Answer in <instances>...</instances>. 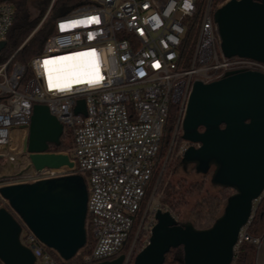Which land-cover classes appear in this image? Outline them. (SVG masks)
Segmentation results:
<instances>
[{"label": "built area", "instance_id": "1", "mask_svg": "<svg viewBox=\"0 0 264 264\" xmlns=\"http://www.w3.org/2000/svg\"><path fill=\"white\" fill-rule=\"evenodd\" d=\"M225 2L92 0L56 18L42 54L31 60L32 77L25 80V65L12 64L14 54L4 60L0 56V168H7L0 171V186L66 174L35 169L25 149L34 105H47L64 131L72 132L73 150L66 151L75 163L71 172L82 174L87 183L86 227L92 245L80 264L117 257L138 219L137 234L141 229L151 232L153 226H147L145 219L149 206L143 212L142 207L172 109L176 108L177 118L170 146L182 132L193 83L212 82L237 70L264 73L260 60L223 53L214 13ZM14 17L12 3L0 2V41L6 40ZM91 17H97L99 23L61 30L62 24ZM193 25L198 26L197 39L189 57L185 45ZM91 50L97 53L103 76L99 84H78L64 91L49 89L43 61ZM80 99L85 100L86 113L75 111ZM184 141L181 156L190 145ZM48 151L56 152L51 145ZM261 197L254 202V209ZM0 199V206L10 208L6 199ZM15 216L22 226L20 240L32 249L36 264H62L58 252ZM251 218L240 232L235 251L243 241L257 247L263 243L264 235L253 237L248 232ZM132 251L125 253V264L131 263Z\"/></svg>", "mask_w": 264, "mask_h": 264}, {"label": "water", "instance_id": "2", "mask_svg": "<svg viewBox=\"0 0 264 264\" xmlns=\"http://www.w3.org/2000/svg\"><path fill=\"white\" fill-rule=\"evenodd\" d=\"M226 56L264 62V0H228L214 13ZM7 41H0V52ZM76 113H86L80 99ZM64 126L45 104H35L25 149L35 169L66 174L34 182L0 186L10 208L0 206V260L3 264H36L31 248L20 240L17 214L35 235L64 260L87 242L88 188L85 177L72 173L68 153L50 152L60 145ZM182 138L190 142L183 163L196 171L212 170L211 183L234 190L223 213L205 228L179 223L169 210L157 208L148 243L132 264H163L171 248L183 246L184 264H231L242 228L254 202L264 192V73L237 70L212 82L196 80L182 122ZM1 202V199H0ZM119 254L94 264H125Z\"/></svg>", "mask_w": 264, "mask_h": 264}, {"label": "trees", "instance_id": "3", "mask_svg": "<svg viewBox=\"0 0 264 264\" xmlns=\"http://www.w3.org/2000/svg\"><path fill=\"white\" fill-rule=\"evenodd\" d=\"M91 1L56 0L47 14L52 0H0V2L12 3L15 9L14 22L6 36L7 43L0 52L1 60L14 54L12 64L18 61L25 65V80L32 77L31 60L33 57L42 54L47 37L54 31L56 18ZM220 1L225 2L226 0ZM41 21L42 23H40ZM197 29L198 26L193 25L188 31L185 53L189 57L194 51ZM176 118V108L173 107L169 118L167 135L159 152L158 161L163 156L166 146L169 145ZM62 136L64 138L72 137L73 139L72 132L69 129H66ZM179 141H183L182 136H180ZM51 147L60 150L62 148L67 149L71 145L66 144L65 140L61 139L60 145L52 144ZM210 175V173L200 174L196 171L194 164L185 165L181 155H173L167 165V171L163 174L160 207L171 211L179 223L190 221L196 227H202L199 224L202 223L204 218L208 217L214 221L223 213L229 194L225 193L227 188L212 184ZM216 189L218 191L214 192ZM255 205L248 232L253 237H262L264 235V192L259 202ZM86 228L87 242L85 246L72 259H61L63 264H80L84 254L90 250L92 236L90 229ZM124 248L120 254L125 253ZM257 255L258 248L256 244L250 241H243L239 245L238 250L235 251L231 264H257ZM0 264H3L1 260ZM163 264H184L183 246L171 248L166 254Z\"/></svg>", "mask_w": 264, "mask_h": 264}, {"label": "rangeland", "instance_id": "4", "mask_svg": "<svg viewBox=\"0 0 264 264\" xmlns=\"http://www.w3.org/2000/svg\"><path fill=\"white\" fill-rule=\"evenodd\" d=\"M72 10H74V9H72ZM170 125H171V123H170ZM172 133H173V131H172ZM181 135H182V132L179 134V136L175 140H173V142L171 140L172 145L170 146V144H169L168 146H166L163 156L161 158H159L158 165H157L155 174L153 176V180H152L151 185L148 189V197L146 198V200L143 204V207H142V212H143L146 209V207L149 206L148 212L146 215L147 218L145 217L146 222H147V226H149V225L153 226L156 223L155 211L157 208H161L160 207V196H161V184L163 181V174H165V172L167 171V165L170 163L171 157L173 155L178 156L180 153V149L185 144L184 139L182 142L179 141V138ZM61 139L65 140L66 144L71 145V147H68L67 149L62 148L60 150L52 148V150H54L56 152H64V153H66V151H68V149L70 151H72L73 150V139H72V137H65L64 138V136H62ZM171 139H172V137H171ZM5 169H7V168H0V171L6 172L7 170H5ZM210 179H211V175H210ZM215 191H218V189L214 190V192ZM233 192H234V190L231 188H227L225 190V193L229 194V195L232 194ZM140 217L141 216H139V218ZM212 222H214V221H212L211 218L206 217L203 219L202 223L199 224L202 227H199V226L198 227L199 228L208 227V226H210V224H212ZM139 223H140V219L137 220V223L133 229L132 235L128 239L126 246L124 248L125 253H128L132 248L133 256H132L131 262H133L135 255L148 243L150 233H151L148 230L141 229L139 234H137ZM136 234H137V236H136ZM257 248H258L257 263L258 264H264V240H263L262 245L260 247H257ZM60 262L62 263L63 261L60 259Z\"/></svg>", "mask_w": 264, "mask_h": 264}, {"label": "snow or ice", "instance_id": "5", "mask_svg": "<svg viewBox=\"0 0 264 264\" xmlns=\"http://www.w3.org/2000/svg\"><path fill=\"white\" fill-rule=\"evenodd\" d=\"M84 23H99V19L91 17L87 21H72L68 25L62 24L61 30ZM96 57V51L91 50L72 56L43 61L42 67L48 76L49 89L64 91L70 89L73 85L84 83L89 85L99 84L103 80V76L100 74ZM53 65H59L60 67H52Z\"/></svg>", "mask_w": 264, "mask_h": 264}, {"label": "bare ground", "instance_id": "6", "mask_svg": "<svg viewBox=\"0 0 264 264\" xmlns=\"http://www.w3.org/2000/svg\"><path fill=\"white\" fill-rule=\"evenodd\" d=\"M72 55H75V54H71V55H66V56H72ZM64 57V56H63ZM55 67H60L59 65H55Z\"/></svg>", "mask_w": 264, "mask_h": 264}, {"label": "flooded vegetation", "instance_id": "7", "mask_svg": "<svg viewBox=\"0 0 264 264\" xmlns=\"http://www.w3.org/2000/svg\"><path fill=\"white\" fill-rule=\"evenodd\" d=\"M212 170H213V168L211 169L210 174H212Z\"/></svg>", "mask_w": 264, "mask_h": 264}, {"label": "crops", "instance_id": "8", "mask_svg": "<svg viewBox=\"0 0 264 264\" xmlns=\"http://www.w3.org/2000/svg\"><path fill=\"white\" fill-rule=\"evenodd\" d=\"M258 264V263H257Z\"/></svg>", "mask_w": 264, "mask_h": 264}]
</instances>
